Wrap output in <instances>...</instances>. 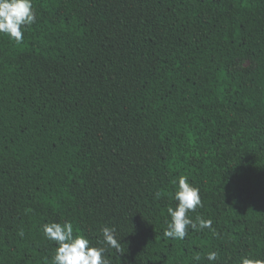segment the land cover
Returning <instances> with one entry per match:
<instances>
[{
  "label": "trees",
  "instance_id": "obj_1",
  "mask_svg": "<svg viewBox=\"0 0 264 264\" xmlns=\"http://www.w3.org/2000/svg\"><path fill=\"white\" fill-rule=\"evenodd\" d=\"M32 3L0 34V264H52L64 221L109 264L264 259V0ZM180 176L212 221L183 240Z\"/></svg>",
  "mask_w": 264,
  "mask_h": 264
},
{
  "label": "clouds",
  "instance_id": "obj_2",
  "mask_svg": "<svg viewBox=\"0 0 264 264\" xmlns=\"http://www.w3.org/2000/svg\"><path fill=\"white\" fill-rule=\"evenodd\" d=\"M36 13L32 0H0V34L7 35L16 43H21L24 29L34 24ZM174 199L176 207H168L171 217L164 231L165 238L183 240L189 229H212V221L197 216L195 220L189 215L197 208L202 207L200 188L189 182L187 176L178 178L177 191ZM46 239L54 241L57 245L52 257V264H109L105 258V248L94 246L91 241L80 233L74 234L73 224L70 221L63 223L49 222L42 226ZM115 228L104 226L101 229L103 243L119 250L120 244L115 235ZM23 236V232L20 233ZM207 260L212 262L218 258L215 251L207 254ZM199 259V257H196ZM240 264H264V259L242 257Z\"/></svg>",
  "mask_w": 264,
  "mask_h": 264
},
{
  "label": "rangeland",
  "instance_id": "obj_3",
  "mask_svg": "<svg viewBox=\"0 0 264 264\" xmlns=\"http://www.w3.org/2000/svg\"><path fill=\"white\" fill-rule=\"evenodd\" d=\"M249 66H250V63L248 61H244V62H240L235 68L243 69V68H247Z\"/></svg>",
  "mask_w": 264,
  "mask_h": 264
}]
</instances>
